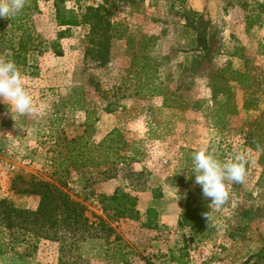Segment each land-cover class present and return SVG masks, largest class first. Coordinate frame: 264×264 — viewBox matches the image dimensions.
Returning a JSON list of instances; mask_svg holds the SVG:
<instances>
[{
  "label": "rangeland",
  "instance_id": "rangeland-1",
  "mask_svg": "<svg viewBox=\"0 0 264 264\" xmlns=\"http://www.w3.org/2000/svg\"><path fill=\"white\" fill-rule=\"evenodd\" d=\"M54 1L25 0L14 19L0 18V60L24 39L18 68L34 101L25 115L0 101V199L35 209L36 196L17 192L35 178L62 186L90 220L102 217L118 242L78 243L77 264H116L119 247L129 264H264V0H60L78 21L68 28L57 26ZM100 6L97 21L87 9ZM230 70L248 75L245 87ZM217 102L223 127L213 124ZM113 129L124 161L51 176L65 141L87 130L98 143ZM201 148L221 162L245 157V181L229 183L221 208L195 183L191 157ZM116 191L137 197L135 218L102 212L100 197ZM202 202L207 227L192 231L183 217ZM27 249L14 245L0 264H58L57 244Z\"/></svg>",
  "mask_w": 264,
  "mask_h": 264
},
{
  "label": "trees",
  "instance_id": "trees-1",
  "mask_svg": "<svg viewBox=\"0 0 264 264\" xmlns=\"http://www.w3.org/2000/svg\"><path fill=\"white\" fill-rule=\"evenodd\" d=\"M54 10L58 27L68 28L78 24L75 14L67 10L62 1H54ZM102 10H104L103 6L96 9L88 8L87 13L90 12V16L94 14L92 17L100 21L102 17L99 12ZM85 18L88 19L87 16ZM26 51V43L23 38H20L18 49L13 53L11 61H14L17 66L24 65ZM142 61L144 62H142L141 70L151 68L150 59L142 57ZM223 73H227V68L223 70ZM229 74L231 82L241 87L246 86L248 82L246 73L230 70ZM160 86L159 84L157 87H152V95L161 94ZM163 107L169 108L172 105H167L164 101ZM225 114L226 106L217 102L212 111L214 127L224 126ZM86 132L87 130L83 135L63 143L65 151H60L59 157L54 161L51 174L57 181L60 182L66 178L70 171L98 167L126 159L120 154L124 142L119 130H111L98 143L86 140ZM27 185L26 189H17V192L36 196L38 204L35 209L17 208L9 200L0 199V230L8 234L6 241L0 240V255L5 254L16 244H23L28 251H35L39 243L47 242L58 245V264H77V261L83 262L81 257L73 255V248L78 243L87 240H101L106 245L118 242L119 238L115 235L114 229L102 217L93 216L94 220H90L86 215L85 207L71 199L61 188L62 186L35 178H31ZM100 202L102 212L110 218L133 219L137 216L138 199L136 196L116 191L111 196L102 195ZM197 209L196 215L192 214L190 209L188 215L183 217L184 223L192 231H202L207 227V205L202 202L201 207ZM112 235L114 238L110 241ZM112 259L116 264L130 263L127 253L123 252L120 247Z\"/></svg>",
  "mask_w": 264,
  "mask_h": 264
},
{
  "label": "clouds",
  "instance_id": "clouds-1",
  "mask_svg": "<svg viewBox=\"0 0 264 264\" xmlns=\"http://www.w3.org/2000/svg\"><path fill=\"white\" fill-rule=\"evenodd\" d=\"M25 0H0V18L12 19L23 11ZM25 76L11 60H0V101L7 104L17 115L34 111L33 97L24 86ZM192 174L201 187L205 198L216 208H221L230 199L229 183L241 184L246 178V161L243 155L234 160L221 162L207 148L192 154Z\"/></svg>",
  "mask_w": 264,
  "mask_h": 264
},
{
  "label": "built area",
  "instance_id": "built-area-1",
  "mask_svg": "<svg viewBox=\"0 0 264 264\" xmlns=\"http://www.w3.org/2000/svg\"><path fill=\"white\" fill-rule=\"evenodd\" d=\"M204 261H205V259H204V258H202V256H201V258H200L199 262H200V263H202V262H204Z\"/></svg>",
  "mask_w": 264,
  "mask_h": 264
},
{
  "label": "crops",
  "instance_id": "crops-1",
  "mask_svg": "<svg viewBox=\"0 0 264 264\" xmlns=\"http://www.w3.org/2000/svg\"><path fill=\"white\" fill-rule=\"evenodd\" d=\"M134 264H136V263H134Z\"/></svg>",
  "mask_w": 264,
  "mask_h": 264
}]
</instances>
